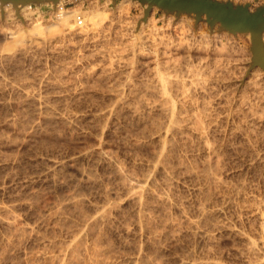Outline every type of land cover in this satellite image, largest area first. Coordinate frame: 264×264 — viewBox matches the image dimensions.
<instances>
[{
    "label": "rangeland",
    "instance_id": "rangeland-1",
    "mask_svg": "<svg viewBox=\"0 0 264 264\" xmlns=\"http://www.w3.org/2000/svg\"><path fill=\"white\" fill-rule=\"evenodd\" d=\"M129 1L130 6L126 5L124 0H78L75 3L60 0L55 5L43 3L17 7L24 15L27 14L26 20L22 19L21 14L17 15L13 12L11 5L6 10H3V5H0V213H2L0 214V252L4 251V254L6 252L8 255L4 258L5 255L0 254L1 257L3 256L0 257V264H29L30 261L33 264H45L46 261V264L51 262L54 264L51 260L55 259L52 258L57 257L59 253L62 254L64 249V246H61L62 250H58L57 247L61 249L60 245L64 243L66 247L69 241L79 237H81L80 248H83L80 249L83 250L82 252L79 250V254L84 253L85 258L79 255L80 262L77 264H93L95 260L92 262L94 258L92 248L94 247L103 253L102 256L99 254L98 261L104 258V253L106 254V258L102 260L103 264H142L143 261L149 264V259L152 264H264V250H259L260 243L264 241V71L260 67L249 68L250 35L232 34L219 30L218 26L210 27L204 17L197 21L193 15L183 14L176 17L173 14L166 15L156 8H153L155 12L150 21L147 19L153 9L147 14L146 20H142L145 6L136 1ZM228 1L238 5L248 4L250 10L262 4V0ZM63 3L67 12L77 11L76 13L82 14L81 11L88 13L97 8L99 11L103 9L104 12L107 11L106 16L95 29L89 26L84 31L86 34L83 29H78L81 33L78 32L75 26L72 29L68 27L60 29L54 14L55 8ZM72 21L73 19L70 18L69 23L75 25ZM36 22L41 27L40 30L32 28L33 24H37ZM12 37H16L15 41ZM156 74L166 76L165 81L167 84L170 83L165 85L166 82L162 81L165 83L163 87H167L166 90L164 89L165 92L163 91L168 96L167 100L170 98V102L173 101L171 105L169 101L166 104L165 97L162 99L165 96L161 94L163 83ZM172 106L175 108L170 110ZM169 110H174V113L172 112L171 115ZM176 110H180V114ZM169 116L176 119L178 123L175 126L177 128L174 131L171 129L170 132L167 129ZM180 118H183V121ZM186 120L189 124H186ZM201 121L202 125L199 124ZM162 140L170 143H166L168 157L165 158L166 162L163 161L165 163L156 165L157 152L161 149ZM100 150L107 158L105 160L107 164L103 161L106 165H103L102 158L98 155ZM108 156L113 157L111 162H108L110 161ZM57 162L58 165L62 164L61 169L59 168L62 171L53 169L55 168L53 163L57 164ZM151 163L155 164L152 170ZM216 163H219L218 166ZM112 164L119 165L117 167H121L123 172L126 170L125 174L128 176L123 173L127 176L125 183L132 178L129 183L137 184L140 180L139 183L143 182L141 185L150 189L151 192L149 189L147 191L153 196L148 195L149 192L144 196L145 200L149 199L151 203L150 205L148 202L147 206L149 205L152 210L149 206L146 207L149 208L147 209L149 218L151 219L153 214H160L152 217L156 223L150 220L152 229L150 226L148 228L151 230L142 225L143 229L136 224V217H134L137 215L136 207L129 196L123 195L126 191L124 192V187L121 186L122 180L118 181L120 179H117L111 170L115 166H111ZM47 167H50L48 168L50 171L54 170L52 174ZM156 167L159 172L155 171ZM80 168L82 171L85 170L86 174L90 171L91 175L88 174V177H92L94 179H91L92 181H97L91 182L87 177H83L87 181L82 178L80 182V173L84 172ZM149 171L151 172L148 173ZM112 176L117 180H114ZM126 178L129 180L127 181ZM84 180L89 181L88 184ZM134 180L138 181L134 182ZM77 181L84 183L85 187ZM164 181H168L170 185L167 186ZM75 192L77 193L73 194ZM149 196L158 200L160 198L166 200V197L169 201L165 202L170 207L166 206V209L170 212L161 202L167 211L164 212L163 206L159 208L160 204H156L158 200L151 201V198L147 199ZM66 198H70L71 200H67L74 204L79 200L77 203H81L82 206L77 203L75 206L65 203ZM72 198L75 201H72ZM62 200L63 203L60 202ZM110 203L113 208L109 207ZM59 204L63 206L60 207ZM101 204L102 206L109 204L108 215L112 214L109 215L111 221L106 219L107 216L104 220L108 223L102 221L103 223L97 225L96 229L99 231L98 226H100L102 234L96 232L101 236L99 238L93 232L95 227L90 230L87 228L95 211L93 209L99 208ZM132 205L136 211L133 210ZM155 205L157 207H154ZM8 212L11 214L9 215ZM4 213L5 216H3ZM143 213L147 215V212ZM169 216H173L171 218L173 223ZM2 217L10 221L11 218L12 221L15 220L13 221L15 226L5 227L6 224H2V221H5ZM126 220L130 221L129 224ZM35 223L39 224V227ZM175 223L176 226H174ZM20 225L26 226L27 229L31 228V232L35 228L36 232L33 234L30 232L31 238L28 237L29 232H27V237L23 236L24 240L20 236L19 240H22V244L19 243L18 237H13L17 239L13 243L12 236L15 234L19 236L17 229L22 227ZM126 225H129V229ZM156 225L165 229L157 228ZM178 225L180 229L177 228ZM17 226L19 227L15 228ZM10 229L16 231L15 234L10 233ZM154 229L157 233H154ZM158 230L161 232L159 233ZM42 232L46 234L43 235ZM125 232H127L126 235ZM139 232L140 234H137ZM6 234L11 237L4 236ZM105 234L107 235L104 236ZM71 235L74 239H71ZM144 239L147 241L145 242ZM95 240L97 243L94 242ZM7 241L13 245L7 244ZM26 241H30V244ZM98 241H101L99 247L96 246ZM47 242L50 245H47ZM51 243L57 245H52L54 248H51ZM250 244H254L256 251L257 249L261 251L263 256L259 251V254L255 250L252 252L253 246ZM2 246L7 248L4 249ZM89 246L93 247L89 248ZM107 246L108 249H106ZM55 247L59 252H52ZM85 248L87 251L84 250ZM45 249H49L50 252H46ZM109 249L111 253L107 251ZM156 250L159 254L155 252ZM30 254L33 257L29 256ZM51 254L54 255L51 256ZM107 255L112 257L109 258ZM9 257L12 262L8 259ZM2 259H6L7 262ZM99 264L102 262L99 261Z\"/></svg>",
    "mask_w": 264,
    "mask_h": 264
},
{
    "label": "bare ground",
    "instance_id": "bare-ground-1",
    "mask_svg": "<svg viewBox=\"0 0 264 264\" xmlns=\"http://www.w3.org/2000/svg\"><path fill=\"white\" fill-rule=\"evenodd\" d=\"M258 1H259V0H258ZM260 1H261V0H260ZM124 2L127 3L126 5H129V6L131 5V2H130L129 0H124ZM132 2H133V1H132ZM135 3H136V2H135ZM133 4H134V3H133ZM137 4H138V3H137ZM119 5H120V4H119ZM119 5H118V6H119ZM123 5H125V4H123ZM9 6H10V4H9V5H8V4H7V5L5 4V6L3 5V6H2V7H3V10H6L7 7H9ZM60 6H61V5L59 4V5L55 8V9L57 10V12H58L57 14H56V12H55L56 16H55V14H54V16H55V20L57 21L58 26L60 27V29H61V27H62V29H63V27H68V28H71V29H72V28L75 26V27H77V29H76L77 31H78V29H79V30H80V29H83V32H84L85 30H87V28H88L89 26H92V27L95 29V27H97L98 24L100 25V24H101V21L104 20V18H105V16H106L105 13L107 12V11L104 12V11H103L104 9H103L102 11H99L97 8H96V9L94 8V10H92V11H90V12H88V13H87V12H82V11H81L82 14H80V13H76L77 11H76V12H73L72 10H70V11L73 12V13H72V12H69V11L67 12V11L64 10V9H61ZM118 6H117V8H118ZM119 7H120V6H119ZM126 7H127V6H126ZM120 8H121V7H120ZM122 8H124V7H122ZM128 8H129V7H128ZM9 9H10V8H9ZM11 9L14 10L13 12H16L17 15L21 14L22 19H23V20H24V19L26 20V15H27V14L24 15V14L22 13V10L20 11V10H18L17 8H13V7H12ZM77 9H78V8H77ZM77 9H74V10H77ZM125 9H126V8H125ZM31 10H32V9H31ZM36 10H37V9H36ZM118 10H120V9H118ZM122 10H124V9H122ZM126 10H127V9H126ZM28 12H29V11H28ZM28 12H27V13H28ZM78 12H80V11H78ZM154 12H155V10L153 9V10L149 13V18L147 19V21H150V19H151V17H152V15H153ZM9 13H10V12H9ZM29 13H30V12H29ZM31 13H32V12H31ZM31 13H30V14H31ZM67 13H69L70 15H69V14L67 15ZM22 14H23V15H22ZM71 14H72V15H71ZM77 14H80V15L83 17V20H84V18H85V20H84V22H83V24H82L81 26H77V25L75 24V23H76V22H75V17L77 16ZM57 15H59V16H57ZM140 15H141V14H140ZM140 15H139V16H140ZM8 16H9V15H8ZM37 16H38V15H37ZM28 17H30V16H28ZM168 17H169V16H168ZM9 18H10V17H9ZM32 18H33V17H32ZM70 18L73 19L72 22H74L75 25H72V24L69 23V22H70ZM136 18H137V17H136ZM146 18H147V16H146ZM28 19H29V18H28ZM35 19H36V18H35ZM167 19H168V18H167ZM145 20H146V19H145ZM160 20H161V19H160ZM56 21H54V23H55ZM167 21H168V20H167ZM36 23H37V22H36ZM150 23H151V22H150ZM152 24H153V23H152ZM54 25H55V24H54ZM99 25H98V26H99ZM148 25H149V24H148ZM184 25H185V24H184ZM191 26H192V25H191ZM54 27L56 28L57 25L54 26ZM54 27H52V28H54ZM32 28H33L34 30H35V29H38V28H39L38 30L41 29V27L39 26L38 23H37V24H33V27H32ZM50 28H51V27H50ZM214 28H215V27H214ZM33 29H31V30H33ZM57 29L59 30V28H57ZM57 29H56V30H57ZM158 29H159V28H158ZM189 29H190V28H189ZM51 30H52V29H51ZM69 30H70V29H69ZM88 30H89V29H88ZM155 30H157V29H155ZM49 31H50V30H49ZM60 31L62 32V30H60ZM66 31H67V30H66ZM71 32H72V30H71ZM71 32H70V33H71ZM78 32L81 33V31H78ZM78 32H77V33H78ZM139 32H142V31H139ZM73 33H74V32H73ZM75 33H76V32H75ZM77 33H76V34H77ZM84 33H85V32H84ZM84 33H83V34H84ZM51 34H52V33H51ZM85 34H86V33H85ZM138 34H139V33H138ZM225 34H226V33H225ZM79 35H80V34H79ZM247 35H248V34H247ZM247 35H246V37H247ZM76 36H77V35H76ZM81 36H82V34H81ZM219 36H220V35H219ZM248 36H249V35H248ZM215 37H216V35H215ZM226 37H227V36H226ZM226 37H225V38H226ZM12 38H13V37H12ZM14 38H16V37H14ZM14 38H13V39H14ZM180 38H181V37H180ZM219 38H220V37H219ZM241 38H242V37H241ZM263 38H264V37H263ZM231 39H232V38H231ZM263 40H264V39H263ZM14 41H15V39H14ZM11 42H12V40H11ZM263 42H264V41H263ZM8 43H9V42H8ZM13 44H15V43L13 42ZM11 45H12V43H11ZM9 47H10V46H9ZM11 47H12V46H11ZM177 47H178V46H177ZM222 48H223V47H222ZM163 49H164V48H163ZM221 51H222V50H221ZM219 52H220V51H219ZM222 52H223V51H222ZM245 52H246V51H245ZM164 54H165V53H164ZM177 66H178V65H177ZM160 69H161V68H160ZM165 69H167V68H165ZM244 69H245V68H244ZM256 69H257V68H256ZM253 70H254V69H253ZM251 71H252V70H251ZM162 72H163V71H162ZM159 73H160V71H159ZM166 74H167V73H166ZM156 75H157V74H156ZM160 75H161V74H160ZM160 75H159V76H160ZM163 75H164V74H163ZM157 76H158V75H157ZM159 76H158V78L161 79V80H160L161 83L166 82V84H165V83L161 84V85H162L161 88H163L161 94L165 95V94H164V92H165L164 89L166 90L167 87H165V86L163 87V85H164V84H165V85H169L170 83L167 84V81H165V80H166L165 78H167L166 76H162V75H161L160 77H159ZM169 77H170V76H169ZM259 77H261V76H259ZM261 79H262V78H261ZM261 79H260V80H261ZM169 80H170V79H169ZM162 81H163V82H162ZM170 81H171V80H170ZM254 82H255V81H254ZM256 85H257V84H256ZM262 86H263V85H262ZM181 87H182V86H181ZM163 91H164V92H163ZM166 92H167V91H166ZM148 93H150V92H148ZM167 93H168V92H167ZM169 93H170V92H169ZM187 96H188V95H187ZM164 97L166 98V97H168V96L165 95V96H163V98H162V96H161L162 99H164ZM167 99H168V98H166V100H165L166 104H167V101L170 102V98H169V100H167ZM162 101H163V100H162ZM185 101H186V100H185ZM165 102H164V104H165ZM171 102L173 103V101H171ZM171 102H170V105H171ZM161 104H162V103H161ZM161 104H160V105H161ZM164 104H163V105H164ZM166 104H165V105H166ZM168 105H169V104H168ZM168 105H167V106H168ZM183 105H184V104H183ZM173 106H174V105H173ZM173 106L170 107V110H171L172 108H175V107H173ZM161 107H162V106H161ZM161 107H160V108H161ZM164 107H165V106H164ZM183 107H184V106H183ZM166 108H167V107H166ZM202 109H203V108H202ZM162 110L164 111L165 109H162ZM170 110H169V111H170ZM166 111H168V110H166ZM173 111H174V110H173ZM173 111H170V114H171ZM176 111H177V110H176ZM178 111H179V114H180V110H178ZM178 111H177V112H178ZM186 111H187V110H186ZM168 113H169V112H168ZM173 113H174V112H173ZM184 113H185V112H184ZM204 113H205V112H204ZM177 114H178V113H177ZM161 115H162V114H161ZM171 115H172V114H171ZM181 115H182V114H181ZM189 115H190V114H189ZM204 115H205V114H204ZM49 116H50V115H49ZM67 116H68V115H67ZM173 116H175V115L173 114ZM184 116H185V115H184ZM187 116H188V115H187ZM194 116H196V115H194ZM52 117H53V116H52ZM52 117H51V118H52ZM65 117H66V116H65ZM70 117H72V116H70ZM177 117H178V116H177ZM182 117H183V116H182ZM190 117H191V116H190ZM190 117H189V118H190ZM197 117H198V116H197ZM197 117H195V118H197ZM204 117H205V116H204ZM48 118H49V117H48ZM68 118H69V117H68ZM166 118H167V117H166ZM169 118H170V120H168ZM169 118L167 119V120L169 121V122H167V123L169 124V126H168L169 128H167V129H168L169 132H170L171 129H173V131H174V129L177 128V127H175V126L178 125V123H177V120L174 119L173 117H170V116H169ZM198 118H199V117H198ZM61 119H62V118H61ZM73 119H74V117H73ZM73 119L70 118V120H73ZM180 119H181V118H180ZM182 119H183V118H182ZM182 119H181V120H182ZM185 119H186V118H185ZM78 120H79V119H78ZM198 120L200 121L201 118L198 119ZM178 121H179V120H178ZM182 121H183V120H182ZM194 121H195V120H194ZM199 121H198V122H199ZM202 121H203V120H202ZM202 121H201V123H199V124L202 125ZM77 122H78V121H77ZM158 122H159V121H158ZM158 122H157V123H158ZM164 122H165V121H164ZM186 122H187V120H186ZM189 122L191 123V121H189ZM60 123H62V122H60ZM64 123H65V122H64ZM67 123H68V122H67ZM70 123H71V121H70ZM73 123H74V122H73ZM155 123H156V122H155ZM167 123H166V124H167ZM195 123H196V122H195ZM205 123H206V122H205ZM75 124H76V123H75ZM161 124H162V123H161ZM182 124L184 125L183 122H182ZM186 124H189V123L187 122ZM196 124H197V123H196ZM199 124H198V125H199ZM203 124H204V123H203ZM67 125H68V124H67ZM67 125H66V126H67ZM162 125H163V124H162ZM164 125H165V124H164ZM183 125H182V126H183ZM69 126H70V124H69ZM160 126H161V125H160ZM160 126H159V127H160ZM192 126H194V125H192ZM195 126H197V125H195ZM199 126H200V125H199ZM174 127H175V128H174ZM187 127H189V126H187ZM202 127H203V126H202ZM69 128H70V127H69ZM156 128H157V126H156ZM156 128H154V129H156ZM160 128H161V127H160ZM185 128H186V127H185ZM196 128H198V127H196ZM200 128H201V127H200ZM203 128H204V127H203ZM203 128H202V129H203ZM180 129H181V128H180ZM186 129H188V128H186ZM191 129H192V128H191ZM198 129H199V128H198ZM168 130H167V133H168ZM182 130H183V129H182ZM173 131H172V132H173ZM102 132H103V131H102ZM165 132H166V130H165ZM172 132H171V133H172ZM167 133H165V135H166ZM171 133H170V134H171ZM188 133H189V132H187V134H188ZM161 134H162V133H161ZM172 134H173V133H172ZM197 134H198V133H197ZM176 135H177V131H176ZM200 135H201V134H200ZM168 136H169V135H168ZM179 136H180V135H179ZM189 136H190V135H189ZM192 136H193V135H192ZM192 136H191V137H192ZM194 136H195V135H194ZM196 136H197V135H196ZM205 136H206V135H205ZM171 137L173 138L172 135H171ZM180 137H181V136H180ZM163 138H164V137H163ZM163 138H162V139H163ZM188 138H189V137H188ZM202 138H203V137H202ZM165 139L167 140L166 137H165ZM192 139H193V138H192ZM166 140H165V141H166ZM173 140H174V139H173ZM173 140H172V141H173ZM183 140H184V138H183ZM189 140H190V139H189ZM205 140H206V139H205ZM162 141H163V140H162ZM165 141H163V143L161 144V149H160V147L158 148V149H160V150L157 152L158 154H157V162H156V165H157V163H159V165H160L161 162H162V164L165 163V162H166V159H165V158L168 157V156H166V155H168V154H167V150H168L167 148H168V145H166V143H169V142H168V141L165 142ZM175 141H176V140H175ZM177 141H178V139H177ZM185 141H186V140H185ZM164 142H165V143H164ZM170 142H171V141H170ZM183 142H184V141H183ZM192 142H193V141H192ZM173 143H175V142L173 141ZM179 143H180V142H179ZM189 143H190V141H189ZM169 144H170V143H169ZM177 144H178V143H177ZM175 145H176V144H175ZM178 145H179V144H178ZM178 145H176V146H178ZM182 145H183V144H182ZM205 145H206V144H205ZM170 146H171V145H170ZM190 146H191V145H190ZM207 146H208V148H209V145H207ZM157 147H158V146H157ZM184 147H185V146H184ZM174 148H175V146H174ZM186 148H187V147H186ZM169 149H171V148H169ZM180 149H181V148H180ZM192 149H193V148H192ZM172 150H173V149H172ZM89 152H90V151H89ZM99 152H100V153H98V155H100L99 157L102 158V162L105 161V160H107L106 156H105V155L103 156V154L101 153L102 151L100 150ZM213 152H214V151H213ZM86 153H87V152H86ZM93 153H94V152H93ZM103 153H104V152H103ZM169 153H170V152H169ZM172 153H173V151H172ZM215 153H216V152H215ZM215 153H214V154H215ZM83 154H84V153H82V155H83ZM87 154H88V153H87ZM87 154H86V158H87ZM90 154H91V153H90ZM90 154H89V155H90ZM94 154H95V153H94ZM96 154H97V151H96ZM96 154H95V155H96ZM104 154L107 155V153H104ZM84 155H85V154H84ZM89 155H88V156H89ZM98 155H97V156H98ZM108 155H109V154H108ZM155 155H156V154H155ZM79 156H80V158H82L81 154H80ZM79 156H78V157H79ZM175 156H176V155H175ZM197 156H198V155H197ZM207 156H210V155L207 154ZM84 157H85V156H84ZM89 157H90V156H89ZM99 157H98V158H99ZM108 157H109V159H110V161H108V162H111V158L113 159V157H111V158H110V156H108ZM152 157H153V156H152ZM152 157H151V158H152ZM172 157L174 158V156H172ZM75 158H76V156H75ZM75 158H74V159H75ZM94 158H95V157H94ZM100 158H99V159H100ZM153 158H154V157H153ZM216 158H217V157H216ZM74 159H73V160H74ZM76 159H77V158H76ZM96 159H97V157H96ZM109 159H108V160H109ZM209 159H211V158H209ZM212 159H213V158H212ZM60 160H61V159H60ZM173 160H174V159H173ZM177 160H178V159H177ZM187 160H188V159H187ZM207 160H208V159H207ZM48 161H49V160H48ZM51 161H52V160H51ZM62 161H63V160H62ZM70 161H71V160H70ZM77 161H78V160H77ZM77 161H76V162H77ZM82 161H83V158H82ZM85 161H86V159H85ZM95 161H96V160H94L93 162L95 163ZM99 161H100V160H99ZM112 161H113V160H112ZM115 161H116V160H115ZM148 161H149V160H148ZM154 161H156V159H155ZM163 161H165V162H163ZM167 161L169 162V160H167ZM178 161H179V160H178ZM199 161H200V160H199ZM52 162H53V161H52ZM52 162H51L50 164H52ZM58 162H59V161H58ZM58 162H57V164H56V163H53V164H54L53 166L55 167V168H53V169H55V170H57V171H62V170H59V168L62 166V164L60 163L61 165H58V164H59ZM60 162H61V161H60ZM79 162H80V160H79ZM83 162H84V161H83ZM87 162H89V161L87 160ZM91 162H92V161H91ZM91 162H90V164H91ZM100 162H101V161H100ZM105 162H106V164H107V161H105ZM105 162H103V165H106V164H104ZM113 162H114V161H113ZM149 162H150V161H149ZM149 162H148V164H149ZM151 162H152V161H151ZM168 162H167V164H168ZM196 162H197V161H196ZM47 163H48V162H47ZM64 163H65V162H64ZM77 163H78V162H77ZM97 163H98V162H97ZM116 163H117V161H116ZM154 163H155V162H154ZM175 163H176V162H175ZM175 163H174V164H175ZM179 163H180V162H179ZM191 163H192V161H191ZM204 163H205V162H204ZM50 164H49V165H50ZM78 164H79V163H78ZM78 164H77V165H78ZM82 164H83V163H82ZM95 164H96V163H95ZM109 164H110V163H109ZM109 164H108V165H109ZM148 164H147V165H148ZM151 164H152V163H151ZM181 164H182V163H181ZM193 164H194V163H193ZM208 164H209V162H208ZM208 164H207V165H208ZM216 164H217V163H216ZM218 164H219V163H218ZM218 164H217V166H218ZM65 165H66V164H65ZM65 165H63V167L66 168ZM113 165H115V164H112L111 166H113ZM120 165H121V164H120ZM154 165H155V164H154ZM154 165L152 164V165H151L152 167L149 165V166L151 167V170H152L153 168H155ZM171 165H172V164H171ZM190 165H191V164H190ZM194 165H195V164H194ZM53 166H52V167H53ZM74 166H75V165H74ZM94 166H95V165H94ZM96 166H97V165H96ZM98 166H99V165H98ZM109 166H110V165H109ZM117 166H119V165H117ZM117 166L115 165L113 168H112V167H110V168H112L111 170L114 172L115 177H117V179H120V180H118V181H121V180L123 181V182L121 181L122 184L120 183L121 186L124 187V192L126 191V194L122 191V192L124 193L123 195H127V196H129L130 199H131V201L134 203V204H133V203H132V204L135 205V207H136L137 215L135 214L136 216H134V217H136V222H137L136 224H137V225L139 224L138 227H142V228H143V226H144V227L146 226L145 228L149 229L148 226H150V228H151V225H150V224H152V223L150 222V220H151L152 217H153L154 215H156V214H153L152 217L150 216L151 219L149 218V215H148V210H149V208H146V207L149 206V205L147 206V204L150 203V202H149L150 200H149L148 198H151V197H150V196L147 197V199H148L149 201H148V200H145V197H144V196L147 194V192L150 191V189L147 188V187H145V186H143V185H141V184H143V182H142V183H139L140 180H139V182H138L139 184H138V183H137V184H136V183H129V182H131V179H132V178H131L130 180H129L128 178H126L127 181L129 180V182L125 183L124 180H125V177L128 176V174H125L126 170H124L125 172H123V170H121V167H117ZM123 166H124V165H122V167H123ZM135 166H136V165H135ZM149 166H146V167L150 168ZM202 166H204V164H203ZM208 166H210V165H208ZM217 166H216V167H217ZM52 167H51V169H52ZM56 167H57L58 169H56ZM92 167H93V166H92ZM184 167H185V166H184ZM187 167H188V166H187ZM193 167H196V166H193ZM193 167H191V168H193ZM210 167H211V166H210ZM213 167H214V166H213ZM213 167H212V168H213ZM48 168L50 169V167H47V170H49ZM82 168H83V167H82ZM85 168H87V167H85ZM93 168H94V167H93ZM148 168H147V171L149 170ZM159 168H161V167H159ZM167 168H168V167H167ZM170 168H171V166H170ZM170 168H169V169H170ZM188 168H189V167H188ZM196 168H197V167H196ZM212 168H211V170H213ZM214 168H215V167H214ZM53 169H52L51 171L49 170V172L51 173L52 171H54ZM60 169H61V168H60ZM63 169H64V168H63ZM77 169H78V168H77ZM80 169H81V168H80ZM105 169H106V168H105ZM122 169H124V167H123ZM132 169H134V168L132 167ZM132 169H131V171H132ZM161 169H162V168H161ZM161 169H159V170H161ZM171 169H172V168H171ZM193 169H194V168H193ZM204 169L207 170L206 168H204ZM217 169H218V167H217ZM143 170H144V169H143ZM145 170H146V169H145ZM156 170H157V167H156L155 171H156ZM162 170H163V169H162ZM167 170H168V169H167ZM167 170H166V171H167ZM185 170H186V169H185ZM187 170H188V169H187ZM190 170H191V169H190ZM209 170H210V169H209ZM45 171H46V169H45ZM78 171H79V170H78ZM81 171H82V169H81ZM83 171H84L85 173H84ZM83 171H82V172H83L84 174H86V171H85V170H83ZM106 171H107V170H106ZM133 171H134V170H133ZM157 171H158V170H157ZM169 171H170V170H169ZM196 171H197V170H196ZM203 171H204V170H203ZM47 172H48V171H47ZM65 172H66V170H65ZM89 172H90V171H88V174L91 175V173H89ZM91 172H92V171H91ZM135 172H136V171H135ZM150 172H151V171H149L148 173H150ZM153 172H154V171H153ZM158 172H159V171H158ZM197 172H198V171H197ZM52 173H53V172H52ZM52 173H51V174H52ZM60 173H61V172H60ZM79 173H80V172H79ZM79 173H78V174H79ZM83 173H80V174H81V176H80V177H81L80 182L82 181V178H83V177H87V179H88L89 181H90L91 179L94 180L92 177H90V176L88 177V174H86V175H87V176H86V175H84ZM110 173H111V172H110ZM123 173H124L125 175H127V176H124ZM127 173H130V172L127 171ZM154 173H156V172H154ZM161 173H162V172H161ZM163 173H164V172H163ZM167 173H168V172H167ZM169 173H170V172H169ZM169 173H168V174H169ZM192 173H193V171H192ZM204 173H205V172H204ZM206 173H207V172H206ZM209 173L212 174V172H209ZM56 174H57V173H56ZM61 174H64V173H61ZM80 174H79V175H80ZM108 174H109V173H108ZM112 174H113V173H112ZM142 174H143V173H142ZM193 174H194V173H193ZM211 174H209V175H211ZM213 174H214V173H213ZM48 175H49V173H48ZM53 175H55V173H54ZM53 175H52V176H53ZM134 175H135V174H134ZM134 175H131V176H134ZM164 175H165V174H164ZM203 175H204V174H203ZM205 175H206V174H205ZM92 176H93V175H92ZM94 176H95V177H94ZM94 176H93V177L96 179V174H95ZM136 176H137V175H136ZM146 176H148V175H146ZM150 176H151V174H150ZM150 176H149L148 178H150ZM161 176H162V175H161ZM206 176H207V175H206ZM50 177H51V176H50ZM115 177L112 176V178H115ZM151 177H152V176H151ZM153 177H155V175H153ZM164 177H165V176H164ZM207 177H208V176H207ZM213 177H214V176H213ZM52 178H53V177H52ZM56 178H58V177H56ZM89 178H90V179H89ZM107 178L109 179L110 177H107ZM137 178H138V177H137ZM137 178H136V179H137ZM148 178H147V179H148ZM167 178H168V177H167ZM76 179H77V178H76ZM83 179H85V178H83ZM108 179H107V180H108ZM117 179L115 178L114 180H117ZM165 179H166V177H165ZM58 180H59V179H58ZM78 180H79V178H78ZM85 180H86V179H85ZM85 180H84V182L87 181V180H86V181H85ZM92 180H91V182H96V181H97V180H96V181H92ZM141 180H142V178H141ZM150 180H151V179H150ZM161 180H162V179H161ZM161 180H160V181H161ZM210 180H211V179H210ZM52 181H53V180H52ZM89 181H88V182H89ZM137 181H138V180H137ZM137 181L134 180V182H137ZM155 181H156V180H155ZM54 182H57V181H54ZM77 182H79V181H77ZM80 182H79V183H80ZM88 182H86V183L88 184ZM91 182H90V183H91ZM107 182H109V181H107ZM146 182H147V181H146ZM150 182H151V181H150ZM158 182H159V181H158ZM158 182H157V183H158ZM161 182H162V181H161ZM164 182L167 183L168 181H164ZM169 182H172V181H169ZM57 183H58V182H57ZM79 183H77V184L79 185ZM97 183H98V182H97ZM157 183H156V184H157ZM159 183H160V182H159ZM162 183H163V182H162ZM166 183H164V184L166 185ZM77 184H76V185H73V184H72V185L77 187V186H78ZM81 184L83 185V187H85V184H84V183H80V185H81ZM149 184H150V183H149ZM149 184H148V185H149ZM152 184H153V183H152ZM156 184H154V185H156ZM80 185L78 186L79 188H80ZM91 185H92V184H91ZM144 185H146V184H144ZM148 185H147V186H148ZM150 185H151V184H150ZM154 185H153V187H154ZM169 185H170V184L167 183V186H169ZM162 186H163V185H162ZM76 187H74V188H76ZM87 187H88V185H87ZM156 187H157V186H156ZM158 187H159V186H158ZM172 187H173V185H172ZM209 187H210V186H209ZM79 188H78V190L80 191ZM146 188H147V189H146ZM162 188H163V187H162ZM210 188H211V187H210ZM81 189H82V187H81ZM148 189H149V191H147ZM159 189H160V188H159ZM172 189H173V188H172ZM76 190H77V189H76ZM78 190H77V191H78ZM122 190H123V188H122ZM153 190H154V189H153ZM155 190H156V189H155ZM161 190H162V189H161ZM166 190H167V189H166ZM168 190H169V189H168ZM204 190H206V189H204ZM71 191H72V190H71ZM81 191H82V190H81ZM81 191H80V192H81ZM84 191H85V190H84ZM87 191H88V190H87ZM119 191H121V190H119ZM210 191H211V190H210ZM73 192H74V189H73ZM150 192H151V191H150ZM150 192H149V193H150ZM153 192H154V191H153ZM157 192H158V191H157ZM161 192H162V191H161ZM208 192H209V191H208ZM76 193H77V192H75V193H73V194H76ZM81 193H82V192H81ZM149 193H148V195H151V193H150V194H149ZM159 193H160V192H159ZM162 193H164V192H162ZM166 193H167V192H166ZM169 193H170V192H169ZM203 193H204V192H203ZM79 194H80V193H79ZM79 194H78V195H79ZM82 194H83V193H82ZM82 194H81V196H82ZM152 194L155 195V193H152ZM157 194H158V193H157ZM157 194H156V195H157ZM69 195H70V194H69ZM78 195H77V197H78ZM115 195H116V194H115ZM164 195H166V194L164 193ZM168 195H170V194H168ZM71 196H72V195H71ZM75 196H76V195H75ZM119 196H120V195H119ZM151 196H153V195H151ZM162 196H163V194L161 195V197H162ZM172 196H173V195H172ZM73 197H74V195H73ZM79 197H80V196H79ZM156 197H158V195H157ZM173 197H174V196H173ZM210 197H211V196H210ZM64 198H65V197H64ZM70 198H71V197H70ZM70 198H66V199H64V200H66V201H64V202H65V203H71V201L67 200V199H70ZM81 198H82V197H81ZM62 199H63V198H62ZM77 199H78V198H77ZM82 199H83V198H82ZM104 199H105V198H104ZM119 199H120V198H119ZM152 199H155V198L152 197V198H151V201H152ZM156 199H157V198H156ZM156 199H155V200H156ZM160 199H161V198H160ZM160 199H159V200H160ZM165 199L167 200L166 197H165ZM168 199H169V198H168ZM70 200H71V199H70ZM83 200H84V199H83ZM157 200H158V199H157ZM159 200H158V201H159ZM163 200H164V199H163ZM163 200L161 199L160 202L157 201L156 204H158V203L160 204V207L158 206L159 208H161V206H163V204H164V205H165V209H166V206H168V205H167V203L165 202L166 200H164V201H163ZM56 201H57V200H56ZM67 201H69V202H67ZM72 201H75V200H73V198H72ZM78 201H79V200H77V202H78ZM103 201H104V200H103ZM106 201H107V199H106ZM128 201H129V200H128ZM131 201H129V202H131ZM153 201H154V200H153ZM168 201H169V200H167V202H168ZM171 201H172V199H171ZM60 202L63 203V200L60 201ZM77 202L75 201V204H76ZM80 202H82V201L80 200ZM83 202H84V201H83ZM104 202H105V201H104ZM107 202H108V201H107ZM146 202H147V203H146ZM148 202H149V203H148ZM154 202H156V201H154ZM161 202L163 203L162 205H161ZM57 203H58V202H57ZM62 203H60V204H62ZM111 203H112V202H111ZM111 203H110V204H111ZM169 203H170V202H169ZM52 204H53V203H52ZM60 204H59V206H60ZM71 204H74V203H71ZM75 204H74V206H75ZM79 204L81 205V203H79ZM79 204L77 203V205H79ZM112 204L114 205V203H112ZM112 204H111V205H109V204H106V205H105V204H104L106 207H105L104 205L102 206V204H101V206H99V208L95 207L96 209H93V210H95V211H94V214H93V215L91 214L92 217H91L90 220H89L90 223L88 224V228H87V230H88V229L90 230V229H92L93 227H95V229H93V232H95V234H96V232L100 233V228H99L100 226H98V229H99V231H98V230L96 229V228H97V225H98V224L100 225V223H101L102 221L105 222L106 220H104V219H105L107 216H108V218H106V219H107V220L109 219V215L112 214V213H110L109 215H108V213H109V211H110V208H111V207L113 208ZM121 204H122V203H121ZM154 204H155V203H154ZM159 204H158V205H159ZM175 204H176V203H175ZM33 205H34V204H33ZM53 205H56V204L54 203ZM69 205H70V204H69ZM77 205H76V206H77ZM108 205H109V207H110V206H111V207L109 208ZM130 205H131V204H130ZM133 205H132V206H133ZM150 205H151V203H150ZM169 205H170V204H169ZM180 205H181V204H180ZM48 206H49V205H48ZM50 206H51V205H50ZM56 206H57V205H56ZM61 206H63V205H61ZM61 206H60V207H61ZM67 206H68V205H67ZM81 206H82V205H81ZM95 206H97V205H95ZM115 206H117V205H115ZM119 206H120V205H119ZM152 206H153V205H152ZM171 206H172V205H171ZM175 206H176V205H175ZM70 207H71V206H70ZM133 207H134V206H133ZM135 207H134L133 210H135ZM149 207H150V206H149ZM154 207H157V206L155 205ZM168 207H169V206H168ZM177 207H178V206H177ZM6 208H8V207H6ZM52 208H53V206H52ZM57 208H58V207H57ZM67 208H68V207H67ZM75 208H76V207H75ZM75 208H74V209H75ZM79 208H81V207H79ZM93 208H94V207H93ZM114 208H115V207H114ZM130 208H131V207H130ZM152 208H153V207H152ZM159 208H158V209H159ZM162 208L164 209V206H163ZM169 208H170V207H169ZM3 209H4V207L2 208V210H3ZM14 209H15V208H14ZM77 209H78V208H77ZM83 209H84V208H83ZM147 209H148V210H147ZM150 209H151V207H150ZM165 209L163 210L164 212L167 210V209H166V210H165ZM177 209H178V208H177ZM56 210H58V209H56ZM56 210H55V211H56ZM59 210H60V209H59ZM75 210H76V209H75ZM79 210H80V209H79ZM136 210H135V211H136ZM146 210H147V211H146ZM151 210H152V209H151ZM153 210H154V209H153ZM179 210H180V208H179ZM179 210H177V211H179ZM181 210H182V209H181ZM7 211H8V210H7ZM9 211H10V210H9ZM13 211H14V210H13ZM45 211H46V210H45ZM55 211H54V212H55ZM91 211H92V210H91ZM135 211H134V212H135ZM156 211H157V210H156ZM167 211H169V210H167ZM167 211H166V212H167ZM10 212H12V211H10ZM40 212H41V211H40ZM52 212H53V211H52ZM52 212H51V213H52ZM79 212H81V211H79ZM79 212H78V214L81 215ZM92 212H93V211H92ZM123 212H124V211H123ZM143 212H147L148 217H147V215L145 216V214H144ZM169 212H170V211H169ZM172 212H173V210H172ZM179 212H180V211H179ZM57 213H58V212L56 211V214H57ZM61 213H62V212H61ZM81 213H82V212H81ZM131 213H132V212H131ZM154 213H155V212H154ZM181 213H183V212H181ZM0 214H2V213H0ZM8 214H9V212H8ZM10 214H11V213H10ZM10 214H9V215H10ZM35 214H36V213H35ZM44 214H45V212H44ZM48 214H49V211H48ZM48 214H46V215H48ZM52 214H53V213H52ZM82 214H83V213H82ZM132 214H133V213H132ZM149 214L152 215V213H150V212H149ZM164 214H165V213H164ZM9 215H8V216H9ZM37 215H39V214H37ZM50 215H51V214H50ZM84 215H85V214H84ZM157 215H160V214H157ZM157 215H156V216H157ZM165 215H166V214H165ZM170 215H171V213H170ZM178 215H179V214H178ZM181 215H183V214H181ZM3 216H5V213H4ZM6 216H7V215H6ZM8 216H7V217H8ZM12 216H13V218H14V215H12ZM39 216H40V215H39ZM41 216H42V215H41ZM77 216H78V215H77ZM130 216H132V215H130ZM0 217H1V216H0ZM49 217H50V216H49ZM49 217H48V218H49ZM78 217H80V216H78ZM81 217H82V215H81ZM126 217H128V216H126ZM154 217H155V216H154ZM158 217H159V216H158ZM161 217H164V216L161 215ZM169 217H170V216H169ZM172 217H173V216H172ZM172 217H170V221L172 220V219H171ZM175 217H176V216H175ZM2 218L6 221V222H5V221H2V224H3V225H4V223L6 224L5 227L12 228L13 226H15V225H14L15 222H13V221H15V220L12 221V218H11V221H10L9 219L6 220V219H5L6 217H2ZM8 218H10V217H8ZM15 218H16V217H15ZM36 218H38V217L36 216ZM40 218H41V217H40ZM45 218H46V217H45ZM52 218H54V217H52ZM55 218H56V217H55ZM110 218H111V217H110ZM128 218H129V217H128ZM179 218H180V217H179ZM179 218H178V219H179ZM183 218H184V217H183ZM3 219H2V220H3ZM38 219H39V218H38ZM82 219H83V218H82ZM82 219H81V220H82ZM126 219H127V218H126ZM137 219H138V220H137ZM161 219L163 220V218H161ZM164 219H167V218H164ZM174 219H175V218H174ZM56 220H57V219H56ZM56 220H55V221H56ZM61 220H62V219H61ZM124 220H125V219H124ZM132 220H133V219H132ZM132 220H131V221H132ZM152 220H154L153 222L156 223V222H155V221H156L155 219H152ZM157 220L159 221V218H158ZM176 220H177V219H176ZM176 220H175L174 222H176ZM180 220H181V219H180ZM0 221H1V218H0ZM46 221H47V220H46ZM57 221H58V220H57ZM68 221H69V220H68ZM86 221H87V220H86ZM109 221H111V220L109 219ZM122 221H123V220H122ZM167 221H169V219H168ZM16 222H17V220H16ZM36 222H37V220H36ZM38 222H39V220H38ZM48 222H49V220H48ZM71 222H72V221H71ZM79 222H80V221H79ZM126 222H128V221L126 220ZM129 222H130V221H129ZM129 222H128V224H129ZM161 222H162V221H161ZM171 222H172V221H171ZM178 222H179V221H178ZM178 222H177V224H178ZM180 222H181V221H180ZM18 223H19V222H17V224H18ZM45 223H46V222H45ZM45 223H44V224H45ZM62 223H63V222H62ZM102 223H103V222H102ZM105 223H108V222H105ZM122 223H123V222H122ZM124 223H125V222H124ZM124 223H123V224H124ZM154 223H153V225H154ZM157 223H158V222H157ZM163 223H164V221H163ZM165 223H166V222H165ZM167 223H168V222H167ZM172 223H173V222H172ZM0 224H1V222H0ZM40 224H41V223H40ZM47 224H48V223H47ZM52 224H54V223H52ZM59 224H61V223H60V219H59ZM80 224H81V223H80ZM133 224H134V222H133ZM133 224H132V225H133ZM159 224L161 225V223H159ZM170 224H171V223H170ZM177 224L175 223V225H174V224H173V225L176 226ZM179 224H180V223H179ZM182 224H183V223H182ZM182 224H181V225H182ZM35 225H36V223H35ZM37 225H38V227H39V224H37ZM37 225H36V226H37ZM41 225H42V224H41ZM41 225H40V228L42 227ZM63 225H65V224H63ZM63 225H59V226H63ZM77 225H78V224H77ZM82 225H83V223H82ZM86 225H87V224H86ZM142 225H143V226H142ZM160 225H159V226H160ZM1 226H2V225H1ZM20 226H22V225H20ZM28 226H29V225H28ZM36 226H35V227H36ZM51 226H52V225H51ZM55 226H56V224H55ZM65 226H66V225H65ZM123 226H124V225H123ZM126 226H127V225H126ZM128 226H129V225H128ZM128 226H127V227H128ZM156 226H157V225H156ZM156 226H155V227H156ZM159 226H157V228H158ZM162 226H163V224H162ZM5 227H4V228H5ZM18 227H19V226L15 227V228H18ZM25 227H26V226H24V227L22 226L21 228L19 227V229H17L19 236H18L17 234L14 233V232H16V231H14V230H16L15 228H13L14 230H13V229H10L11 231L9 230L10 233H14V234H15V236H12V239H11V240H13V241H11V242L14 243V242L17 240V239H15V238L13 239V237H16V238L18 237V240H19V239H20L19 237L22 236V237H21V239H22L23 236L26 235L27 232H29V233H27V234H28V237H29L30 235H32L33 232H36V231H34L35 228H34V229L32 228L33 231L31 232V230H30L31 228L28 227V229H27V227H26V228H25ZM32 227H33V226H32ZM47 227H48V226H47ZM57 227H58V226H57ZM67 227H68V226H67ZM67 227H66V228H67ZM84 227H85V226H84ZM104 227H105V226H104ZM155 227H154V228H155ZM164 227H165V226H164ZM76 228H77V227H76ZM125 228H126V227H125ZM125 228H124V229H125ZM159 228H162V227H159ZM169 228H170V227H169ZM177 228H179V225H178ZM105 229H107V228H105ZM128 229H129V227H128ZM128 229H126V230H128ZM140 229H141V228H140ZM143 229H144V228H143ZM151 229H152V228H151ZM151 229H149V230H151ZM155 229H156V228H155ZM155 229H154V230H155ZM162 229H163V228H162ZM162 229H161V230H162ZM164 229H165V228H164ZM164 229H163V230H164ZM171 229H173V228H171ZM175 229H176V227H175ZM179 229H180V228H179ZM40 230H41V229H40ZM65 230H66V229H65ZM71 230H72V229H71ZM71 230H70V234L72 233ZM94 230H97V231H94ZM103 230H104V229H103ZM122 230H123V229H122ZM130 230H131V229H130ZM137 230H138V229H137ZM149 230H147V231H149ZM161 230H160V231L158 230L159 233L161 232ZM163 230H162V231H163ZM6 231H7V230H6ZM6 231H5V232H6ZM49 231H50V230H49ZM49 231H48V232H49ZM60 231H61V229H60ZM63 231H64V230H63ZM67 231H68V230H67ZM67 231H66V233H67ZM73 231H74V230H73ZM75 231H76V230H75ZM79 231H80V230H79ZM91 231H92V230H91ZM91 231H88V232L91 233ZM104 231H105V230H104ZM128 231H129V230H128ZM168 231H169V230H168ZM30 232H31L32 234H31ZM39 232H40V231H39ZM83 232H84V231H83ZM86 232H87V231H86ZM102 232H103V231H102ZM105 232H106V231H105ZM129 232H130V231H129ZM132 232H135V231H132ZM151 232H152V231H151ZM153 232H154V231H153ZM177 232H178V231H177ZM185 232H186V231H185ZM37 233H38V231H37ZM43 233H44V232H42L41 234H43ZM62 233H63V232H62ZM74 233H75V232H74ZM79 233H80V232H79ZM84 233H85V232H84ZM98 233H97L96 235H97L99 238H101V236H99ZM126 233H127V232H125V235H126ZM141 233H143V232H141ZM154 233H157V231L155 230ZM164 233H165V232H164ZM166 233H167V232H166ZM14 234H12V235H14ZM45 234H46V232H45ZM45 234H43V235H45ZM86 234H88V233H86ZM100 234H101V233H100ZM103 234H104V233H103ZM137 234H140V232L137 233ZM144 234H145V233H144ZM168 234H169V233H168ZM171 234H172V233H171ZM10 235H11V234H10ZM16 235H17V236H16ZM36 235H37V234H36ZM53 235H54V234H53ZM73 235H75V234H73ZM77 235H78V234H77ZM80 235H81V234H80ZM88 235H89V234H88ZM96 235H95V236H96ZM101 235H102V234H101ZM106 235H107V234H105L104 236H106ZM128 235H129V234H128ZM134 235H135V234H134ZM141 235H142V234H141ZM148 235H149V234H148ZM181 235H182V234H181ZM4 236H7V237H8V234H6V235H4ZM4 236H3V237H4ZM39 236H40V235H39ZM41 236H42V235H41ZM71 236H72V235H71ZM82 236H84V235H82ZM149 236H150V235H149ZM170 236H173V235H170ZM9 237H11V236H9ZM9 237H8V238H9ZM26 237H27V235H26ZM26 237H25V238H26ZM45 237H46V236H45ZM57 237H58V236H57ZM65 237H66V236H65ZM77 237H78V236H77ZM89 237H90V236H89ZM92 237H93V235H92ZM147 237H148V236H147ZM147 237H146V238H147ZM155 237H156V236H155ZM165 237H167V236L165 235ZM174 237H176V236H174ZM29 238H31V236H30ZM35 238H36V237H35ZM38 238H39V237H38ZM38 238H37V239H38ZM43 238H44V237H43ZM48 238H49V237H48ZM54 238H55V237H54ZM62 238H63V237H62ZM80 238H81V237H79L78 239L76 238L75 240H72L71 242L69 241V244L66 243V244H67L66 247H65V245H64L65 243H64V244H61V243H60V244H61V245L59 244L60 247H61V246H64V249H63V247H61V249H59L57 246H56V247H57L58 250H62V249H63V251H65V253H63V251H62V254L59 253L57 257H53V258H52V259H55V260H51L50 257L48 256L49 259H50L51 261H53L54 264H67V263H69V262H70V264H71V263H73V264H77L78 262H80V261H79V260H80V257H79V255H80V254H79V250H80V249H83V248H80V246H81ZM84 238H85V237H84ZM86 238H87V237H86ZM96 238H97V237H96ZM96 238H95V239H96ZM107 238H108V237H107ZM126 238H127V237H126ZM132 238H133V237H132ZM134 238H135V237H134ZM148 238H150V237H148ZM151 238H152V237H151ZM151 238H150V239H151ZM163 238H164V237H163ZM168 238H169V240H172V239H170V237H168ZM172 238H173V237H172ZM2 239H3V238H2ZM27 239H28V238H27ZM41 239H42V238H41ZM44 239H45V238H44ZM52 239H53V238H52ZM55 239H56V238H55ZM69 239H70V238H69ZM71 239H74L73 236L71 237ZM91 239H92V238H91ZM110 239H111V238H110ZM135 239H138V238H135ZM139 239H140V238H139ZM155 239H156V238H155ZM0 240H1V239H0ZM7 240H10V239H7ZM14 240H15V241H14ZM23 240H24V238H23ZM25 240H26V239H25ZM42 240H43V239H42ZM48 240H49V239H48ZM50 240H51V239H50ZM61 240H63V239H61ZM64 240H65V239H64ZM64 240H63V241H64ZM86 240H87V239H86ZM89 240H90V239H89ZM97 240H98V238H97ZM103 240H104V239H103ZM106 240H107V239H106ZM133 240H134V239H133ZM144 240H145V239H144ZM156 240H157V239H156ZM161 240H162V239H161ZM167 240H168V239H167ZM175 240H176V239H175ZM19 241H20V240H19ZM19 241H18V242H19ZM21 241H22V240H21ZM21 241L19 242L20 244H22ZM33 241H35V240H33ZM38 241H39V239H38ZM43 241H44V240H43ZM55 241H56V240H55ZM65 241H67V240H65ZM81 241H82V240H81ZM90 241H91V240H90ZM110 241H111V240H110ZM110 241H109V242H110ZM130 241H131V240H130ZM130 241H128V242H130ZM136 241H137V240H136ZM138 241H140V240H138ZM138 241H137V242H138ZM146 241H147V240H145V242H146ZM164 241H165V239H164ZM164 241H163V242H164ZM7 242H8V241H7ZM11 242H8L7 244H9V243H11ZM18 242H17V243H18ZM26 242H28V241H26ZM29 242H30V241H29ZM29 242H28V243H29ZM36 242H37V240H36ZM82 242H84V241H82ZM88 242H89V241H88ZM94 242L97 243L96 240H95ZM99 242L101 243V241H98V244H96V246L98 245L97 247H99ZM124 242H126V241H124ZM131 242H133V241H131ZM143 242H144V241H143ZM145 242H144V243H145ZM148 242H149V241H148ZM158 242H159V241H158ZM165 242H166V241H165ZM263 242H264V241H262L261 243L259 242V243H260L259 250H260V249H261V250H264V243H263ZM4 243H5V242H4ZM33 243H34V242H33ZM38 243H39V242H38ZM42 243H43V242H42ZM44 243H46V242H44ZM92 243H93V242H92ZM126 243H127V242H126ZM126 243H124V244H126ZM151 243H152V242H151ZM161 243H162V242H161ZM161 243H160V244H161ZM175 243H176V242H175ZM175 243H174V244H175ZM5 244H6V243H5ZM11 244H12V243H11ZM20 244H19V246H20ZM25 244H26V243H25ZM29 244H30V243H29ZM55 244H56V243H54V244L51 243V246H52V245L55 246ZM109 244H111V243H109ZM128 244H129V243H128ZM130 244L132 245V243H130ZM156 244H157V243H156ZM162 244H163V243H162ZM12 245H13V244H12ZM17 245H18V244H17ZM32 245H33V244H32ZM34 245H35V244H34ZM38 245H39V244H38ZM38 245H36V246H38ZM40 245H41V244H40ZM42 245H43V244H42ZM47 245H50V243L48 244V242H47ZM56 245H57V244H56ZM86 245H87V243H86ZM93 245H95V244H93ZM106 245H107V243L105 244V247H106ZM136 245H137V244H136ZM142 245H143V244H142ZM250 245H251V244H250ZM5 246H6V245H5ZM5 246H4V247L2 246V247L5 249V248H7V247H5ZM45 246H46V245H45ZM53 246H52L51 248H54ZM83 246H84V244H83ZM103 246H104V245H103ZM114 246H115V245H114ZM114 246H113V247H114ZM122 246H123V245H122ZM140 246H141V245H140ZM147 246H148V245H147ZM154 246H156V245L154 244ZM251 246H253V251H252L251 249H250V250H251L252 252H255V251H256V247L254 248V244L251 245ZM257 246H258V245H257ZM12 247H13V246H12ZM12 247H11V248H12ZM49 247H50V246H49ZM56 247H55V250H54V249H53V250L50 249V250H52V252H53V251H58V250H56ZM87 247H88V246H87ZM91 247H93V246H91ZM91 247L89 246V248H91ZM109 247H110V245H109ZM124 247H126V246H124ZM148 247H149V246H148ZM152 247H153V246H152ZM160 247H162V246L160 245ZM0 248H1V247H0ZM16 248H17V247H16ZM16 248H15V249H16ZM24 248H25V247H24ZM37 248H40V247H37ZM89 248H88V250H89ZM138 248H139V247H138ZM140 248H141V247H140ZM145 248H146V247H145ZM249 248H250V247H249ZM9 249H10V247H9ZM15 249H14V251H15ZM86 249H87V248H85L84 250H86ZM92 249H93V251H94V252H93V253H94V254H93L94 258L90 257V258L93 259V261H92V259H91V261L94 262V260H95L94 263H97V264H99V261H101L102 264H103L104 261H102V260H104V258H106V257H105L106 254L104 253V255H105L104 258H103L102 260H99V261H98V260H97L98 256H99V258H100V255H99V254H101V256H102L103 253H102V252L100 253V251L97 250V249H95V247L92 248ZM92 249L90 250L91 252H92ZM94 249H95V250H94ZM98 249H99V248H98ZM106 249H108V246H107ZM135 249H136V247H135ZM6 250H7V249H6ZM42 250H44V249H42ZM45 250H46V249H45ZM48 250H49V249H47L46 252H47ZM103 250H104V248H103ZM112 250H113V249H112ZM137 250H138V249H137ZM137 250H136V251H137ZM151 250H152V249H150V251H151ZM154 250H155V249L153 248V251H154ZM250 250H249V251H250ZM254 250H255V251H254ZM259 250L257 249L256 253L259 254V252H260V254H261V251H259ZM0 251H1V249H0ZM2 251H3V250H2ZM8 251H9V250H8ZM8 251H7V252H8ZM10 251H11V249H10ZM16 251H17V250H16ZM18 251H19V250H18ZM82 251H83V250H82ZM82 251L80 250V252H82ZM86 251H87V250H86ZM90 251H89V252H90ZM101 251H102V249H101ZM107 251H110V249L107 250ZM114 251H115V250H114ZM125 251H126V250H125ZM141 251L143 252V249H141ZM251 251H250V252H251ZM258 251H259V252H258ZM38 252H39V251H38ZM38 252H37V253H38ZM48 252H50V251H48ZM58 252H59V251H58ZM58 252H57V253H58ZM91 252H90V254H92ZM103 252H104V251H103ZM105 252H106V251H105ZM155 252H157V250H156ZM155 252H154V253H155ZM250 252H248V253H250ZM13 253H14V252H13ZM37 253H36V254H37ZM41 253H43V252L41 251ZM106 253H107V252H106ZM110 253H111V251H110ZM110 253H108V255H109ZM115 253H116V252H115ZM138 253H139V252H138ZM150 253H151V252H150ZM154 253H153V254H154ZM157 253H158V252H157ZM263 253H264V252H263ZM0 254L3 255V254H4V251H3V253L0 252ZM7 254H8V253H7ZM33 254H34V253H33ZM33 254H32V255H33ZM38 254H39V253H38ZM45 254H46V253H45ZM83 254H84V253H83ZM83 254L81 253V255H83ZM148 254H149V253H148ZM158 254H159V253H158ZM158 254H157V255H158ZM250 254H251V253H250ZM4 255H5L6 257H5ZM4 255H3L4 258H7V257H8V255H6V252H5ZM18 255H19V254H18ZM43 255H44V254H43ZM43 255H42V256H43ZM49 255H50V254H49ZM52 255H54V254H51V256H52ZM56 255H57V254H56ZM81 255H80V256H81ZM85 255H86V254H85ZM88 255H89V254H88ZM108 255H107V256H108ZM111 255H112V254H111ZM140 255H141V254H140ZM144 255H145V253H144ZM144 255H143V256H144ZM149 255H151V254H149ZM154 255H156V253H155ZM256 255H257V254H256ZM261 255H262V254H261ZM3 256H2V257H3ZM20 256H21V255H20ZM29 256H31V254H30ZM83 256H84V255H83ZM91 256H92V255H91ZM138 256H139V255H138ZM143 256H142V257H143ZM146 256H148V255H146ZM249 256H250V255H249ZM253 256H254V255H253ZM262 256H263V255H262ZM0 257H1V255H0ZM2 257H1V258H2ZM31 257H33V256H31ZM95 257H96V258H95ZM108 257H109V256H108ZM110 257H112V256H110ZM110 257H109V258H110ZM140 257H141V256H140ZM144 257H145V256H144ZM259 257H260V256H259ZM1 258H0V261H1ZM26 258H27V257H26ZM81 258H82V257H81ZM84 258H85V256H84ZM109 258H108V259H109ZM145 258H146V257H145ZM150 258H151V257H150ZM256 258H257V257H256ZM260 258H261V257H260ZM8 259L10 260V257H9ZM18 259H19V258H18ZM47 259H48V258H47ZM111 259H112V258H111ZM113 259H114V258H113ZM136 259H137V258H136ZM154 259H155V257H154ZM161 259H164V258L161 257ZM249 259H250V258H249ZM254 259H255V257H254ZM262 259H263V258H262ZM2 260H3V259H2ZM5 260H6V259H5ZM5 260H3V261H5ZM9 260H8V261H9ZM13 260H14V259H13ZM25 260H26V259H25ZM25 260H24V261H25ZM44 260H45V259H44ZM44 260H42V261H44ZM50 260H49V261H50ZM82 260H83V259H82ZM86 260H87V259H86ZM141 260H142V258H141ZM145 260H146V259H145ZM151 260H152V259H151ZM156 260H158V258H157ZM159 260H160V259H159ZM246 260H247V259H246ZM252 260H253V259H252ZM255 260H256V259H255ZM10 261L12 262V260H10ZM15 261H16V260H15ZM18 261H19V260H18ZM34 261H35V260H34ZM37 261H38V260H37ZM42 261H41V262H42ZM49 261H48V262H49ZM51 261H50V262H51ZM89 261H90V259H89ZM97 261H98V262H97ZM116 261H117V260H116ZM138 261H139V260H138ZM160 261H161V260H160ZM250 261H251V259L249 260V262H250ZM5 262H7V260H6ZM16 262H17V261H16ZM16 262H13V263H16ZM30 262L32 263V261H30ZM30 262H29V264H30ZM81 262H82V261H81ZM86 262H88V260H87ZM92 262H91V263H92ZM105 262H106V261H105ZM139 262H140V261H139ZM139 262H138V263H139ZM141 262H142V261H141ZM162 262H163V261H162ZM19 263H20V262H19ZM25 263H27V262H25ZM38 263H39V262H38ZM44 263H45V261H44ZM46 263H47V261H46ZM46 263H45V264H46ZM51 263H52V262H51ZM51 263H50V264H51ZM94 263H93V264H94ZM118 263H119V262H118ZM120 263H121V262H120ZM125 263H126V262H125ZM143 263H144V261H143ZM143 263H142V264H143ZM150 263H151V261H150V259H149V264H150ZM204 263H205V262H204ZM6 264H7V263H6ZM9 264H10V263H9ZM16 264H17V263H16ZM32 264H33V263H32ZM35 264H36V263H35ZM40 264H41V263H40ZM104 264H105V263H104ZM115 264H116V263H115ZM121 264H123V263H121ZM144 264H145V263H144ZM151 264H152V263H151ZM159 264H160V263H159ZM161 264H162V263H161ZM194 264H195V263H194ZM205 264H206V263H205ZM215 264H216V263H215ZM245 264H246V263H245ZM249 264H250V263H249Z\"/></svg>",
    "mask_w": 264,
    "mask_h": 264
},
{
    "label": "water",
    "instance_id": "water-1",
    "mask_svg": "<svg viewBox=\"0 0 264 264\" xmlns=\"http://www.w3.org/2000/svg\"><path fill=\"white\" fill-rule=\"evenodd\" d=\"M60 0H0V5L10 4L13 8L24 5L57 4ZM145 6L143 19L153 9L164 14L193 15L199 21L203 17L210 26L232 34L250 35L251 62L249 68L260 67L264 71V0L254 10L249 5L233 4L222 0H131Z\"/></svg>",
    "mask_w": 264,
    "mask_h": 264
},
{
    "label": "built area",
    "instance_id": "built-area-1",
    "mask_svg": "<svg viewBox=\"0 0 264 264\" xmlns=\"http://www.w3.org/2000/svg\"><path fill=\"white\" fill-rule=\"evenodd\" d=\"M69 1H71V3H75V2H77L78 0H69ZM61 9H64V10H66L65 9V4L63 3V4H61ZM58 12H57V10H56V14H57ZM55 14V15H56ZM57 16H59V15H57ZM75 24L77 25V26H81L82 24H83V22H84V20H83V17L80 15V14H77V16L75 17Z\"/></svg>",
    "mask_w": 264,
    "mask_h": 264
}]
</instances>
